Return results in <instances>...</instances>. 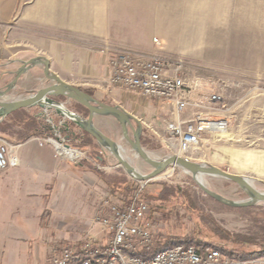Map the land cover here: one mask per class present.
<instances>
[{"label": "crops", "instance_id": "0c3cea01", "mask_svg": "<svg viewBox=\"0 0 264 264\" xmlns=\"http://www.w3.org/2000/svg\"><path fill=\"white\" fill-rule=\"evenodd\" d=\"M141 1L0 0V68L13 69L7 73L15 78L27 62L46 59L51 73L64 82L101 103L121 106L144 127L149 123L158 130L167 105L119 93L116 90L120 89L108 81L111 71L107 51L119 47L140 57L158 52L154 37L165 33L159 30L157 10L151 14L148 1L143 18ZM46 79L43 66H32L13 91L28 93V98L54 84L49 80L51 83L46 85ZM43 84L45 87H41ZM55 99L88 118L89 113L78 103L63 97ZM168 109L169 120L175 119L177 115ZM20 111L42 124L48 118L55 125L64 120L54 110L47 114L40 108ZM18 112L0 123V146L2 140L17 145L21 161L19 167L0 176V264H51L55 247L79 243L76 239L82 236L83 241L93 239L94 217L103 200L111 198L104 175L117 162L97 142L93 144L97 156L76 164L57 158L51 145L33 140L40 135L33 134L23 141L26 132ZM65 121L69 128L65 131H71L69 139L64 135L67 144L86 151L76 138L87 134L74 122ZM4 124L7 128L3 130ZM94 124L110 138L122 133L121 125L112 117L96 116ZM77 228H81L80 234L71 230ZM104 239L102 244L107 242L108 234ZM238 261L264 264V255Z\"/></svg>", "mask_w": 264, "mask_h": 264}, {"label": "rangeland", "instance_id": "374dc122", "mask_svg": "<svg viewBox=\"0 0 264 264\" xmlns=\"http://www.w3.org/2000/svg\"><path fill=\"white\" fill-rule=\"evenodd\" d=\"M146 1L151 7V14L157 10L158 28L165 33L154 37L158 52L153 56L165 58L172 69L179 70L187 84L205 86L208 83L211 86L222 98V103L215 105L212 111H203L213 121H224L228 136H223L221 132L207 133L197 150L182 152L178 140L165 131L166 122L171 117L167 105L165 120L158 130L146 123L145 136H142L143 148L158 159L180 156L195 164L249 177L253 185L264 192V0H142L143 18L147 15L144 12ZM149 6H146L147 9ZM163 19L164 23H161ZM113 50L125 49L118 47ZM9 70L13 69L0 68L2 90L15 79L9 76ZM50 83L46 79L45 84ZM45 84L41 87H45ZM201 89L195 90L196 97ZM27 95L12 91L5 100H21ZM114 137L112 139L125 148L127 156L141 174L153 172L139 156L136 157L122 133ZM86 140L92 145L96 142ZM88 148V154L95 158L97 152L94 145ZM108 154L117 162L109 151ZM110 168L104 177L133 181L123 168L118 167V162ZM204 179L211 192L227 201L243 202L249 199L246 192L232 181L213 176H205ZM147 188L145 195L151 208L148 219L154 239L160 242L195 235L221 244L219 237L210 229L209 217L233 235L249 237L262 234L264 203L248 207L223 203L206 194L193 175L179 167H171L163 175L149 181ZM169 190H174L177 197L164 199L163 194ZM110 200L117 202L114 197ZM71 230L79 234L82 231L81 228ZM107 234L94 221L93 240H100L102 244ZM84 239L83 236L78 237L76 242ZM232 247L242 248L239 245Z\"/></svg>", "mask_w": 264, "mask_h": 264}, {"label": "built area", "instance_id": "2783aa9c", "mask_svg": "<svg viewBox=\"0 0 264 264\" xmlns=\"http://www.w3.org/2000/svg\"><path fill=\"white\" fill-rule=\"evenodd\" d=\"M106 54L111 86L168 105L177 115L166 123V132L178 140L182 152L197 150L205 134L216 132L213 125L224 122L213 121L203 111H212L215 105L222 103V98L211 86L208 83L205 86L187 84L179 70L172 69L165 58L159 55L140 57L127 50L107 51ZM197 88L202 89L196 97ZM183 115L187 117L182 118ZM47 124L53 128L55 137H35L33 140L41 145H51L57 158L76 164L93 160L87 151L67 144L68 140L62 134L65 120L55 125L48 118ZM17 148L15 144L1 141L0 176L20 166ZM137 182L139 193L128 204L114 203L106 198L99 206L94 221L108 233L105 244L87 239L57 246L52 251L51 264H242L210 246L178 245L163 249L150 259L141 258V251L152 250L154 236L148 219L150 204L142 196L148 182Z\"/></svg>", "mask_w": 264, "mask_h": 264}, {"label": "water", "instance_id": "95a60500", "mask_svg": "<svg viewBox=\"0 0 264 264\" xmlns=\"http://www.w3.org/2000/svg\"><path fill=\"white\" fill-rule=\"evenodd\" d=\"M38 65L44 67L46 78L54 84L39 90L36 94L25 99L16 101L5 100L7 95L13 91L16 83L28 71V69L32 66ZM59 97L76 102L86 108L89 111L88 118L68 110L64 103L55 99ZM34 108H40L46 114L54 110L64 120L74 122L84 133L90 135L101 147L109 151L117 160L118 166L123 168L126 174L137 181L149 182L166 173L171 167H179L192 175L200 174L203 177L213 176L232 181L236 183L244 192H246L250 200L248 203H232L211 192L205 185H200L206 194L223 203L235 207H248L258 203H264V192L258 190L253 185V180L249 177L234 175L213 166L195 164L180 156H171L165 159H153L149 157L142 145L144 126L137 118L129 114L121 106L101 103L79 88L64 82L57 75L51 73L50 63L46 59L36 58L27 62L16 73V77L13 82L6 89H0V123L6 120L10 115L20 110ZM96 116L112 117L119 122L122 128L123 139L128 142L137 156H139L153 169L151 174H141L130 162L125 160L121 154V147L119 144L95 126L94 120ZM64 128L69 130L66 121Z\"/></svg>", "mask_w": 264, "mask_h": 264}, {"label": "trees", "instance_id": "16d2710c", "mask_svg": "<svg viewBox=\"0 0 264 264\" xmlns=\"http://www.w3.org/2000/svg\"><path fill=\"white\" fill-rule=\"evenodd\" d=\"M87 112L89 113L88 110ZM18 114L22 118L21 126L23 127V131L26 132L23 134V141H28L29 139H31L33 134L40 135L41 137H55L54 130L49 124H42L34 117L25 115L22 111L18 112ZM2 128L3 130L7 128L6 124L1 126V129ZM70 133L71 131L66 132L65 128L62 129L63 136L65 135V137H67L68 139L71 135ZM86 139H90L91 141L94 140L90 135L87 134L83 135L81 138H76V141L79 142V144L81 143L80 145L84 148L93 146L91 142L86 143ZM105 179L109 186V196L114 197L119 203L128 204L132 200V198H134L139 193L140 187L137 181L133 180L132 182H128L126 178H111L110 180L105 177ZM147 190L148 188L146 186V189L143 191L142 194L145 199V193ZM176 195L178 194L174 192V190H169V192H165L162 197L166 200H169L171 196ZM208 221L210 223V229L212 230V233L216 237H219V240L222 242L221 244H215L212 241L201 239L200 237H197L195 235L188 236L186 239L167 240L165 242H160V240L154 239V245L152 247V250L149 252L143 250L139 253V256L143 259H150L159 251L167 248H172L178 245H184L186 247L210 246L219 250L225 257L240 261H247L249 259L257 258L259 256L264 255V228H262L261 230V235L260 233H258L246 237L241 235H233L229 232H226L220 226H218L216 222L210 217L208 218ZM232 245H239L242 248H234L232 247Z\"/></svg>", "mask_w": 264, "mask_h": 264}, {"label": "bare ground", "instance_id": "6f19581e", "mask_svg": "<svg viewBox=\"0 0 264 264\" xmlns=\"http://www.w3.org/2000/svg\"><path fill=\"white\" fill-rule=\"evenodd\" d=\"M213 129L216 130V132H221V134L223 136H228L227 133H228V130H227V126H226V123L225 122H218V123H215L213 125ZM120 151H121V154L122 156L125 158V160H127L128 162H130L133 166H134V162L127 156V153L125 151V148H123L122 146H120ZM149 155V157L153 158V159H157V157L154 155V154H151V153H147ZM136 157H138L136 155ZM193 178L194 180L196 181V183L200 186V185H205L206 186V181L204 179V177L200 174H196V175H193ZM201 187V186H200ZM250 200L248 199L247 201H243L244 203H248ZM232 203H234L233 201H230Z\"/></svg>", "mask_w": 264, "mask_h": 264}]
</instances>
